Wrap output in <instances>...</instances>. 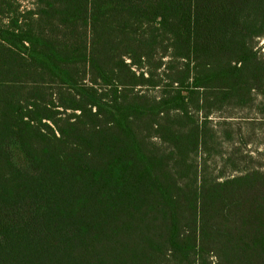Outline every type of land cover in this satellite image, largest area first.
I'll return each mask as SVG.
<instances>
[{
    "label": "trees",
    "instance_id": "obj_1",
    "mask_svg": "<svg viewBox=\"0 0 264 264\" xmlns=\"http://www.w3.org/2000/svg\"><path fill=\"white\" fill-rule=\"evenodd\" d=\"M30 1L0 0V264H264V172L211 119L264 118V0Z\"/></svg>",
    "mask_w": 264,
    "mask_h": 264
},
{
    "label": "rangeland",
    "instance_id": "obj_2",
    "mask_svg": "<svg viewBox=\"0 0 264 264\" xmlns=\"http://www.w3.org/2000/svg\"><path fill=\"white\" fill-rule=\"evenodd\" d=\"M23 8L31 6L30 0H20ZM257 48L261 49V53L264 54V38L257 41ZM260 100L258 98L257 102ZM214 123L218 121H229L232 123L231 129L241 128L245 140H239L237 138L234 143H227L224 147L225 157L233 152L236 153L234 161L237 159V163L242 168L246 169H258L264 172V118L257 111L256 108L248 109H227L221 113H215L211 116ZM16 162L18 165H23V156L17 151ZM210 171L215 175L223 172L226 177L237 175L238 172H234V166L231 163H225L218 158L208 161ZM186 231H190L189 228H185ZM208 257L210 261H215V257L212 253H209Z\"/></svg>",
    "mask_w": 264,
    "mask_h": 264
}]
</instances>
